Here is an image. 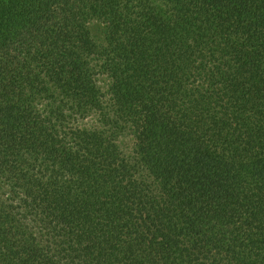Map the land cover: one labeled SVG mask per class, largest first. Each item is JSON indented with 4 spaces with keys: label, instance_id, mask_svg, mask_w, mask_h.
<instances>
[{
    "label": "trees",
    "instance_id": "1",
    "mask_svg": "<svg viewBox=\"0 0 264 264\" xmlns=\"http://www.w3.org/2000/svg\"><path fill=\"white\" fill-rule=\"evenodd\" d=\"M0 264H264V0H0Z\"/></svg>",
    "mask_w": 264,
    "mask_h": 264
}]
</instances>
